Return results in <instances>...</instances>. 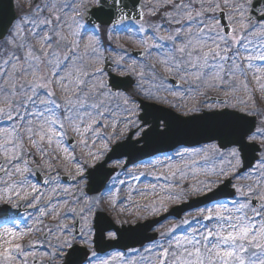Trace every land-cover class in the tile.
I'll return each instance as SVG.
<instances>
[{"label":"snow or ice","instance_id":"obj_1","mask_svg":"<svg viewBox=\"0 0 264 264\" xmlns=\"http://www.w3.org/2000/svg\"><path fill=\"white\" fill-rule=\"evenodd\" d=\"M193 196L138 260L107 253L146 227L118 204L138 221ZM117 261L264 264V0L0 4V264Z\"/></svg>","mask_w":264,"mask_h":264},{"label":"water","instance_id":"obj_2","mask_svg":"<svg viewBox=\"0 0 264 264\" xmlns=\"http://www.w3.org/2000/svg\"><path fill=\"white\" fill-rule=\"evenodd\" d=\"M8 2H9V0H0V4H3V5H7ZM165 110L167 111L169 109L165 108ZM123 143H128V142L125 141ZM201 143H209V141L202 140ZM142 146L143 145H141V146L137 145L138 148L142 147ZM186 146L196 147V146H199V144H192V145H186ZM157 147L160 148V152H155V153H153L151 151V149L145 150V152H143V153H138V152H135V151L130 150L128 148H125V149H122L121 151L127 153L126 155H123V156H120L119 154L113 155L112 160L108 161V163L113 161L114 159H121L123 157H126L127 161H131L130 163H128L126 165L128 167V166L134 165V164H136L142 160L149 159V158H152L156 155H159L162 152H171L174 150L172 148H169V147L163 146V145H158ZM109 155H112V154L110 153ZM67 182H69V181H67ZM203 199H204L203 196L199 197V198L191 199L188 203H184L182 205H179V206L172 208L168 213L162 215L161 217H158V218L153 219V220H148L144 223H139L136 226H128L127 228H137L140 225H145L146 227L142 228L140 230V232H137V233H125L124 236L120 240L113 242L112 247L107 249V251L113 250V249L127 250L130 248L141 247L142 244L145 245V244L149 243V241L144 239V237L156 235V233H151L152 229L155 226L159 225L157 223H154V221H160L162 223L163 221H165L167 218H170V217L181 218V216L185 212L190 211L192 209L202 207L203 204L200 203V201H203Z\"/></svg>","mask_w":264,"mask_h":264},{"label":"rangeland","instance_id":"obj_3","mask_svg":"<svg viewBox=\"0 0 264 264\" xmlns=\"http://www.w3.org/2000/svg\"><path fill=\"white\" fill-rule=\"evenodd\" d=\"M162 106H166V107H168L167 105H162ZM157 158V157H156ZM156 158H154V159H156ZM154 159H152V160H154ZM123 160H125V159H123ZM152 160H149V161H145V162H143V163H140V164H138V165H136V166H134V167H130V168H128V169H130V170H136V169H138V168H142V166L144 165V164H147V163H149L150 161H152ZM116 161H118V160H116ZM116 161H113V162H111L110 164H109V167H111ZM117 171H120L119 169L117 170ZM120 175H121V178H124V173L123 172H121L120 173ZM150 182H155V178L154 177H151V176H145V177H141V180L139 181V182H136L139 186H143V184H147V183H150ZM238 182H242V181H233V183H238ZM66 186H67V184H66ZM125 192H126V189L124 190ZM134 195V200H136L137 202H139V203H143V201H141L140 200V198L138 197V196H136L135 194H133ZM196 197H198V196H193V197H191V198H196ZM191 198H189V199H191ZM188 199V200H189ZM187 200V201H188ZM186 201V202H187ZM182 203H180V204H173L171 207H169V210L171 209V208H173V207H176V206H179V205H181ZM121 207H123L124 209H125V212L124 213H120V208ZM134 207V206H133ZM133 207H130L129 206V204H128V202L127 201H125L124 202V204H118L117 205V208H116V210L115 211H113V210H109V214L113 217V218H115V217H117V215H119V217L121 218V219H124V220H133L134 222L133 223H131V224H126L125 226H128V225H135V224H137V223H139V222H145V221H147V220H151V219H155V218H158V217H160V216H162L163 214H165L166 212H163V213H160V214H157L156 216H148L146 219H140V220H138V221H136L135 220V217L132 215V213H133ZM168 210V211H169ZM167 211V212H168ZM195 209L194 210H192V211H188V212H186L185 214H183L182 215V217L183 216H186V215H188L189 213H192V214H194L195 213ZM180 218H167L165 221H163L162 222V224L164 225V226H169L170 224H173V223H176L178 220H179ZM156 228H161V224H159L158 226H156L155 228H153V230H152V232L153 233H155V231H154V229H156ZM161 230H163L162 228H161ZM140 250L142 251V248H140ZM117 252H121V251H111L109 254H115V253H117ZM122 253H124L125 254V258L127 259L128 257H132V258H134V259H139V256L136 254V253H133V252H131V251H125V252H122ZM116 264H119V262L117 261L116 262Z\"/></svg>","mask_w":264,"mask_h":264}]
</instances>
